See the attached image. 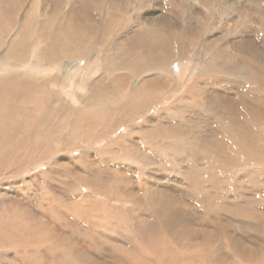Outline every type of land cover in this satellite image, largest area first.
Masks as SVG:
<instances>
[{"label":"bare ground","instance_id":"obj_1","mask_svg":"<svg viewBox=\"0 0 264 264\" xmlns=\"http://www.w3.org/2000/svg\"><path fill=\"white\" fill-rule=\"evenodd\" d=\"M0 1L3 8L0 9V27L4 25L3 29L7 30L10 37V41L4 40L6 42L0 43L1 46L7 45V51L4 50L0 53V63L3 62L5 65V68L0 70V185L3 184L6 178H12L10 184L16 185L15 187L24 186V183H27L25 177L27 173L31 169L33 170L37 164L44 165L43 163H45L49 165L48 169L40 170L30 176L29 180H34V182L41 180V184L48 183L45 184V189L51 188L53 190L51 193L44 194L39 201L37 200L42 205H39L41 208L36 212L34 208L28 207L24 202L25 197L22 194L13 189L14 192L9 191V188L7 189L2 185V188H0V264H108L100 259L101 256L99 257L94 251L92 252L93 248L87 246L86 241L83 244L81 242L72 244L73 239L78 238L77 241H79L81 237H90L99 242L105 237L108 241V237L104 236L102 231L118 236V241L124 240L129 244L127 252L117 251L118 257H115L116 262L114 264H264V191L260 197V205L263 209H259L260 212L262 211L261 213H255V209H250L249 212L243 214L235 209L240 217L244 216L240 218L242 221L237 223L232 221V217H230L231 221L228 219L226 225H221L218 222V216L213 217V222L209 220L212 215H218L220 211V207L214 205L211 214L209 212L204 213L210 216L205 224L203 222L200 225L201 228H193L190 224H186L187 222L191 223L190 221L193 220L188 217V213L191 211L186 213L185 210L179 211L178 208H173L170 202L173 201L174 203V200L182 199L181 197L184 196L183 191L179 193L180 191L160 188L158 185L151 184L152 189L144 187V190L140 189V194L131 185H128L129 183L121 180L119 174L122 173L123 169L127 171L129 169L127 165L122 166V163L116 162L118 159L115 157L117 152H115V149H118V147L115 148L114 143L119 146L124 145L122 147H125L124 149L127 151L131 149L132 151L141 152L137 154L146 157L144 161L147 159L149 162L148 158L154 156L142 149L141 151L140 147L130 142L133 137L131 134H129L131 138L128 142L127 138L130 137L128 135L127 138L125 137L127 140L124 141V138H121L122 140L118 142L113 139L114 136L113 141H108V145L103 144L104 148L102 147L101 150L95 148L98 138L96 139L93 133V123L99 121H95L96 116L94 117L93 113L106 115L105 119L108 118L107 123L112 121L109 116L113 117V114H115L113 117L115 126L119 125L120 127L121 124L130 126L131 133L134 131V123L129 119H123L126 115L131 116L132 119L140 114H142L141 116L145 114V125L148 126L142 124V128L149 134L158 132L157 134L162 133L164 135H174L175 137L184 135L186 131L191 130L186 128L184 124L186 122L173 117V114L170 115L166 112L161 115L152 111L154 110L155 98H165L169 93L163 95L164 89L159 90L160 86L172 83L174 78L177 80L176 76L174 77V74L169 71V68L174 58L180 59L184 56L182 55L183 51L176 50L182 44L180 42H182L183 34L184 36L185 34L188 35V38L193 36L200 38L201 33L196 37L198 31H194L192 28L188 29L186 33L177 26L173 18H171L172 21L169 18L167 19L166 16H162L156 20V17L152 16L153 14L149 15V18L145 21L152 20L148 23H151L152 27L153 25L160 27V34L156 35L152 28L148 32L136 33V36L141 35L140 38L148 46L154 47L159 44L160 51L158 52L162 55H153L145 48L146 46L137 49L133 46L135 44L134 34L131 38H127L130 43L127 50L118 49L121 52L114 54L116 59L112 62H108V55H104V71L97 76L98 73H94V70L91 69L90 72H87L85 65L81 64L84 59L90 61L93 57V42L95 39L99 38L102 41H107L108 34L115 32L114 24L116 21L111 19L114 17L113 15L108 14L109 11L114 9L108 11L109 7L104 8L106 14H102L103 11L101 12L100 9L106 0L78 1L75 7H71V9L65 8L61 0H46L44 12L40 9L43 13H40L41 11L39 12L38 9L35 10L37 5L31 7L28 0H21V2H19L20 0ZM113 4L115 5V3ZM120 17L122 19V16ZM15 28L17 30L12 36L11 31ZM29 28L35 29L33 34H36L41 39L40 41H44V44L34 46V43L32 44L28 40ZM215 29H218V26ZM261 30L263 32L261 36L244 38L241 49L239 47L234 48L230 44H222L224 37L220 33L212 36L208 41L205 40L207 46L204 51L197 53L200 57L202 56L203 61L210 60L209 58L213 57H215L213 61H216L224 53L230 56H228V60L225 59V62L215 65L216 67L204 68L190 92L197 93L196 97L204 98V104L200 102L201 99L199 101L203 106L209 107L211 105L210 101H213L218 102L217 107L221 108L219 129L216 128L217 131L211 132L210 135L215 140L222 159L220 167L224 169L223 175H228V167L242 170L245 167H251L253 164L254 168L260 170L258 176L260 178L257 183L260 181L264 185V28L261 27ZM249 43H253L254 47L251 48ZM237 44L239 45V43ZM173 49L177 51L174 58ZM249 49H252V51ZM106 51H108V46L103 52ZM165 52H169L171 56L164 57ZM184 54L187 53L184 52ZM205 64L207 63L205 62ZM221 64L226 66L225 69L233 67L235 71L244 73L245 77L243 78L246 81L243 84L241 83V86L244 87L245 91L241 94L238 92L236 94L238 96L235 95L234 97L233 94L227 92H207V86L215 82L212 81V77L209 80L210 76L207 75V71L213 72L211 69L218 70L217 68ZM225 69L222 73H230ZM151 72L156 73L151 75ZM108 75H112V77H108ZM160 75L166 78L167 81H163ZM225 81L240 85V81L238 83L231 79ZM58 83L63 85V90L59 92L52 87ZM178 87L174 86L171 90L178 91ZM257 87H259L258 90ZM124 97L128 99L126 104L121 102L125 99ZM192 97L195 98V96ZM233 105L236 108H234V114L231 115ZM54 106L55 108H53ZM184 109H186V106L183 104V99H179L173 103L171 110L182 114L185 111ZM210 111L213 112V110ZM120 113L123 114L122 119L117 118ZM47 115H52V117ZM178 117L180 118V116ZM31 118H33V121H31ZM42 125L44 128H42ZM192 129L195 128L192 127ZM34 130L35 133H32ZM107 130H110V126ZM106 135H109V132L100 133V141L108 140ZM83 137L86 141H80L77 144L78 146L75 145V141L77 142ZM62 143V151L65 149H69V151L77 148L81 149L79 160H75L79 163L87 162L90 167L93 162L92 157L106 162L111 160L113 164L112 167L110 166L109 177L112 181L108 178V174L107 178L105 177L106 180L104 176V179L93 177L90 171L88 173L84 171V175H82L77 165L71 162L73 161L71 156L69 158L68 155H61L59 145ZM106 152L111 155V158L107 157L108 160H106ZM81 169L83 168L81 167ZM212 170L211 177H214L215 167ZM145 171L147 170L145 169ZM197 172L196 176L200 182L203 177H206V173L200 174ZM249 175L251 176V174ZM178 177L180 178V176ZM224 178H226L225 175ZM145 180H141V182H145ZM185 181L187 180L185 179ZM54 183L55 186L53 187L52 184ZM203 183L204 185L208 184L205 180L200 182V184ZM169 184L167 183L168 186ZM260 185L262 186V184ZM193 186L190 190L194 189ZM47 189L44 192L48 191ZM20 190H22L21 187ZM102 197H107L109 203L104 202L101 199ZM214 199L216 198L214 197ZM128 203H132L133 207L127 208ZM138 204L140 206L146 205L145 210L152 212L153 218L156 216L162 218L160 220L161 225L159 222H157L159 225H155L154 220H152L153 223L146 221L143 223V218L141 219L143 214L140 216L137 213L142 211L138 208ZM126 210L132 215L128 217L125 214ZM178 211L179 214H177ZM229 212H232V209ZM232 216L234 217V215ZM76 217L82 218L80 220L84 224L81 222V227L80 220L78 223L75 220ZM187 217L188 219H186ZM87 219H90V222ZM96 228L99 231H95ZM236 228L240 229L241 233L234 232ZM229 229L234 230L233 233H228ZM250 232L255 236L250 235ZM254 239L256 241L252 242ZM103 240L105 239L103 238ZM109 241H116V238L109 237ZM90 243L88 242V244ZM11 248H14L15 252H10ZM13 252L14 254H11Z\"/></svg>","mask_w":264,"mask_h":264},{"label":"rangeland","instance_id":"obj_2","mask_svg":"<svg viewBox=\"0 0 264 264\" xmlns=\"http://www.w3.org/2000/svg\"><path fill=\"white\" fill-rule=\"evenodd\" d=\"M45 1L46 0H28V4L31 7H34V5H37V8L35 10L38 9V11L40 12L41 11L40 9H42V11L44 12ZM61 1H62L61 3L65 6V8H69V9H71V7H75V5L78 1L90 2L89 0H61ZM133 1H134V3H133ZM19 2H21V0ZM113 3H115V5ZM112 5L114 8L112 7ZM103 6H105V7H103ZM14 7H15V5H14ZM106 7H109L108 11L114 9L113 10L114 12L109 11L108 14L110 13L111 15H113L114 17L111 19H114L116 21L114 24L115 25V28H114L115 34L113 32L109 33L107 41H102L99 38H98L99 40L95 39L93 42V49H94L93 57H91L90 61H86L84 59L82 64H81V65H85V69L87 72L94 70L93 71L94 73H98L97 76L104 71V58H105V56L108 55V62L109 61L112 62L114 59H116L114 54H119L120 50H118V49H124L126 51L128 44H130L128 42V39L131 38V36H133L134 34H135V36L133 38L135 39V44L133 46H135L137 49L140 48L141 46H146L145 48H147V50H149V52L152 53L153 55H162V53L158 52V51H160L159 44L158 45L156 44L154 47L148 46L147 43H145V41L140 38L141 35L136 36V33L141 34L142 32H148L152 28L154 29L153 32L156 35L160 34V32H159L160 27L158 28V26H156V25H153V27H152L151 23L150 24L148 23V22H151L152 20L151 21L150 20L145 21L147 18H149V15L153 14L152 16L156 17V20L158 17H162V16H166L167 19L169 18L170 20H172L171 18H173V20L177 24V26L179 28H181L182 30H184L186 33H187L188 29H192V28L194 31H198V35L196 37H198L201 33V37H200L201 40H200V38H195L194 36L192 38L191 37L188 38V35L185 34V36H184V34H183V36H182L183 38L181 40L182 42H180L182 44H180L176 50L178 51L180 49V51H183L182 55H184V56L180 59H177V57L174 58L175 54H176L175 52H177V51L173 49L172 54H173L174 60L172 61V64L169 68V71H171L174 74V77L176 76L177 80H175V78H174V80H173L174 82L172 81V83H167L166 85L163 84L162 86H160L159 90L164 89L162 92L163 95H167V93L168 92L169 93L167 96H165V98H161V99H159V97L155 98L154 110L152 111L153 113L155 112V114H161V115L163 113H166V112L169 113L170 115L173 114L174 115L173 117H177L178 119L182 120L183 122H186L184 124H185L187 129H191L193 131L189 130L188 131L189 133L186 131L184 135H177L175 137H174V135H167V134L164 135L162 133L157 134L158 132L150 133L151 134L150 135L149 133H146L145 130L142 128V124H143V126H148V125H145V122H146L145 114H143V116H141L142 114H140L136 117H133L132 118L133 120H132L131 116L128 117L126 115L123 118V114L120 113L117 118L120 117L119 119H122V118L123 119H129L131 122L134 123V131H133V133H131L132 131H131L130 126H126L123 124H121L120 127H119V125L115 126L116 124L113 123V121H114L113 117L115 114H113V117L109 116V118L112 121H109L110 123L109 122L107 123L108 118L105 119L106 115L93 113L94 117L96 116L95 121H99V122H96L97 124L95 122L93 123V131H94L93 133L95 135V138L99 139L100 133L105 134V133L109 132V135H106V136H108V140L102 139L103 141H100L101 139H99V140L97 139V141L95 143V148H99V150H101L102 147L104 148L103 144L108 145V141H111V140L113 141V139L114 140L116 139L115 141L118 142L124 138V141L128 139L127 140V142H128L129 139L131 138V136L129 134H131L133 137L130 139V142H132V143H134V145L140 147V150L142 149L146 153L148 152V154L150 153V154H153L154 156L150 159L148 158L149 162L147 161V159H145V161H144V158H146V157H143L141 155L139 156L137 154V153H141V152L132 151L131 149H128L129 151H127L124 149L125 147H122L124 145L119 146V145H116L114 143L115 148L118 147V149H120V150H118L117 148L115 149V152L117 151L115 154V157L118 160L117 159H113V160H115V161L117 160L116 162L122 163V166L127 165L128 169H129L128 171L126 169H123V171L125 170L124 171L125 173L122 171V173L119 174L120 178H122L121 180H124V181H126V183H129L128 185H131L132 188L134 190L136 189V191L139 192L140 194H141L140 189L144 190V187L149 189L152 187L151 184L158 185V187H160V188H167V189L169 188V189H173L176 191H180L179 193H181V191H183L184 196L181 197L183 200L177 199V200H174V203H173V201H170V202L172 203L173 208L176 207L179 209V211L185 210V213L187 211L188 212L191 211L190 213H188L189 215L188 214L187 215H188V217H191L193 220L190 221L191 223L187 222L186 224H190V226H192L193 228L198 229V228H201L200 225L203 224V222L205 224V222L208 220V218L210 216L208 214L206 215L204 213L209 212V214H211L212 213L211 211L213 210L212 207H215L214 205L220 207L219 208L220 211H219L218 215L217 214L212 215V217H210L209 220H210V222H213V220H214L213 217L218 216L217 217L219 219L218 222L221 225L222 224L226 225L228 223V221L230 220V217H232L231 218L232 221H236L237 223H239V221H242V220H240V218H242L244 216L242 215V217H240V214H237L235 209H238L243 214L244 213L246 214L247 212H249L248 210H250V209L251 210L255 209L254 210L255 213H261L262 211L260 212V210H263V209L261 208V205H260V200H261L260 197L262 196V192L264 191V185H263V183H260V181L257 183V181L260 178V177H258L260 170L254 168L253 164L251 165V167H248V168L245 167L242 170H238L237 168H233V167H228V175L224 174L226 176V178H224V175H223L224 169H222V167H220V165L222 163V159H221L220 153L218 152L217 144H216L215 140L212 139V136L210 135L211 132H216L217 129H219L218 124L220 123V118H221V115H220L221 108L217 107V104H219L218 102L215 103L213 101H210L211 107L210 106L207 107L205 105L203 106V104L205 103L204 98H201L199 96L196 97L198 94L197 93L193 94L192 92H190V90L194 86L193 84L196 82V80L198 78H200V74L204 68L208 67L207 69H209V67H211V66L218 65V63H221V62L223 63L226 60H228L229 59L228 56H230L229 54L226 55L224 53V55L220 58L218 57L216 61H213V60H215V59H213L215 57L209 58L210 60H204L203 61L202 56L200 57V55H198L197 53H202L204 51L205 47L207 46L205 40L208 41L212 36H216L218 33H220L221 36L224 37L222 44H224V45L230 44V45L234 46V48L239 47V49H241V44L243 43L242 40L244 38L248 39V38H251L253 36H261V34L263 33L261 30V27L264 28V0H106V2L104 4H102L101 8H100L101 12L103 11L102 14H106L105 10H103L104 8L106 9ZM0 9L1 10L3 9L1 5H0ZM42 11L40 13H43ZM120 16H122L123 20L121 19ZM175 18H176V21H175ZM201 19H202V21H201ZM108 22H109V16H108ZM204 22H205V24H204ZM198 23H200V24H198ZM178 24H181V25H178ZM198 25H200V26H198ZM217 26H218V29H215ZM3 27H4V25L0 27V32H1L0 43L10 41L9 34H8L7 30L5 31L3 29ZM205 27H207V28H205ZM161 29H163V27H161ZM16 30L17 29L15 28L11 31L12 36L15 34ZM34 31H35V29H33V28L28 29V34H27L29 36L28 40L32 44L34 43V46H40V45L44 44V41H40L41 39H39L36 34H33ZM185 32H183V33H185ZM197 39H199V41H201V42L197 41ZM4 40H6V41H4ZM195 40H196V42H195ZM237 43H239V45ZM194 44H196V45H194ZM208 45H209V43H208ZM249 45H251L250 46L251 48L254 47L253 43L252 44L249 43ZM107 46H108V51L103 52L104 49L107 48ZM6 49H7V45H4V46L0 45V53L3 52L4 50L6 52L7 51ZM115 49H117V50H115ZM184 49H185V51H184ZM250 51H252V49ZM184 52L187 54H184ZM233 53H235V52H233ZM188 54H190V55L188 56ZM96 55H97V57H96ZM167 56L170 57L171 54L169 52H165L164 57L167 58ZM173 58H171V59H173ZM205 62L207 64H205ZM209 64H211V65H209ZM221 65H219L218 66L219 68H217L219 71L214 70V69H211V70H213V72L207 71V75L210 76L209 80H211L213 78L212 81H215L214 83L207 86V92H209V91H211L209 93H217L218 91L223 92V93L227 92V93L233 94V96L235 97V95L238 94V92H240V94H241L243 91H245L244 87L241 86L244 83V81H246V79L243 78V77H245V75H243L244 73L242 71H239V72L237 70L235 71V69H233V67H231L230 69H228V68L225 69L226 66L223 64H221ZM4 68H5V65L3 64V62L0 63V70H2ZM224 69H225V71H228L230 73H228V74L222 73V72H224L223 71ZM113 73H114V71H113ZM151 73H152L151 75H153V73L155 74L156 72H151ZM213 74H215V75H213ZM217 74H218V76H217ZM108 77H112V75H108ZM215 77L216 78L218 77L219 79L218 78L216 79ZM225 77H227L226 79H228V80L231 79L232 81H236V83H238L240 81V85L233 84L231 82H229V83L226 82ZM161 79L163 81H167V79L162 77V76H161ZM177 84L179 85V87ZM133 85H135V83H133ZM164 85H165V87H164ZM174 86L178 87L179 90L178 91H172L171 89ZM52 87H54L53 89L58 91V92L63 90L62 89L63 85L61 83H58L57 85L54 84ZM212 87L213 88L215 87L214 90H212L213 89ZM227 87H229V88H227ZM258 88L259 87H257L256 89L258 90ZM64 89H66V88H64ZM150 90H151V88H150ZM226 90H228V91H226ZM192 96H195V98ZM236 96H238V95H236ZM191 97H192V99H191ZM124 98L125 99L122 98L123 100L121 99L122 100L121 102L126 104L128 99L126 97H124ZM157 99H158V101H157ZM179 99H183V104H185L186 109H187V110L184 109L185 111L182 114L178 113L177 111L175 112V111L171 110L173 103H175ZM200 99H201V101H200ZM199 101L202 102L203 104H201ZM77 104L79 105V102ZM53 108H55V106ZM188 108H190V109H188ZM234 108H236V107L233 105L231 115L234 114V112H235ZM206 109H208V110H206ZM216 109H218V110H216ZM210 110H213V112ZM190 111L191 112L193 111V112L189 113ZM47 116H50V115H47ZM178 116H180V118ZM50 117H52V115ZM185 117H188V118H185ZM208 117L211 119H209ZM162 118H164V117H162ZM181 118H183V119H181ZM104 119H105V121L103 122ZM31 121H33V118H31ZM133 123H132V125H133ZM146 124H148V123H146ZM95 125H97V126H95ZM232 125H234V124L232 123ZM109 126H110V130L108 131L107 129ZM137 126H139V127H137ZM140 127L142 130L140 129ZM192 127L195 129H192ZM42 128H44V126ZM138 131H139V133H138ZM140 131H141V133H140ZM110 132H112V133H110ZM134 132H137V133H134ZM32 133H35V130L32 131ZM142 133L145 135H143ZM207 133L209 135H204ZM127 135L130 137H128ZM214 136H216V135H214ZM84 137L82 139H80L79 141L77 140V142L75 141V145H77L78 142H80V141H82V142L86 141L84 139ZM125 137L126 138L128 137V138L125 139ZM137 137H139V138H137ZM209 137H211V138H209ZM212 140H214V141H212ZM137 143H138V145H137ZM54 145L57 146L56 143H54ZM59 146H60L59 151H60L61 155L62 156L68 155L67 157H69V158L71 156V160H73L71 162L74 165H77L78 169L82 172V175H84V171L87 173L90 171V173L93 175V177H97V178L101 179V177L103 178V176H104V178L105 177L107 178V174H108V178L110 179L109 174H110V170H111V167L113 164V162L111 160H109V162H106V161L97 160L96 157H92L93 162H92V165L90 167L87 162L86 163L85 162L79 163V161H76L81 155V152H80L81 149L77 148V149L72 150V151H69V149L68 150L65 149L64 151H62L63 150V143ZM105 155H106V158L108 156H109V158H111L110 157L111 155H108V152H106ZM146 156H148V155H146ZM153 158H155L156 160ZM74 160L76 161V164H75ZM106 160H108V158ZM163 162H165V163H163ZM64 163H66V162H64ZM43 164L44 165L37 164L36 166H34L33 170L31 169L27 173V175L25 176L27 178V180H26L27 183H24V186H22V185L20 186L22 190H20V187H15L16 185L10 184V181H11L10 179H12V178H10V179L6 178V180H4L3 184H2L5 186V188H7V189L9 188L8 189L9 191H12V192L17 191L19 194H22L23 197H25L24 202L28 205V207H30L32 209L34 208L36 212H38L40 210L39 208H41L40 206L42 205L38 201L44 196V194H48V193H51V191H53V190H51V188L50 189L46 188L48 191L44 192V190H46L45 184H48V183L41 184V180L37 181V182L35 181L36 183L34 182V180H31V181L29 180L30 176H33L34 174L38 173L40 170H42L44 168L48 169L49 165H47L45 163H43ZM147 164H149V165H147ZM81 167L83 169H81ZM92 167H93V169H92ZM214 167H215V174H214L215 176L211 177L213 174L212 168H214ZM207 168H209V169L206 170ZM64 169L66 170V168H64ZM145 169L147 171H145ZM104 171H105V173H104ZM196 171H198L197 173H200V174H202L203 172L206 173V177H203L202 180H205L206 183L208 182L207 185L206 184L204 185V183L200 184V182L202 180L199 182V178L196 176ZM244 171H246V172H244ZM98 173H99V175H98ZM173 173H174V175H173ZM167 174H169V175H167ZM249 174H251V176ZM178 176H180V178ZM254 177H256V178H254ZM106 178H105V180H106ZM171 178H174V179H171ZM176 178L178 179V181ZM144 179H146L145 182H143V181L141 182V180H144ZM170 179H171V181H169ZM185 179L187 181H185ZM211 179H213V180L211 181ZM110 181H112V180L110 179ZM142 183H144L145 185ZM167 183L168 184L170 183L171 185L169 184V186H168ZM39 184H41V185H39ZM260 184H262V186ZM2 185H0V188H2ZM26 185H27V187H26ZM188 185H191V186H188ZM29 186H30V188L33 187L34 189L33 188L30 189ZM34 186L36 187L37 190L35 189ZM52 186L54 187L55 183L52 184ZM192 186L194 189L190 190V188ZM206 186H208V187H206ZM210 186H211V188H210ZM248 187H250V188H248ZM55 188L57 191H59L57 187H55ZM196 190H197V192H196ZM188 191H191V192H188ZM26 193H27V195H25ZM209 193H210V195H209ZM213 193H214V195H213ZM50 195L52 196V194H50ZM210 196H212V197H210ZM213 196L216 199H214ZM31 198H33V199H31ZM103 198L104 197H102L101 199L104 200V202L107 201L109 203V200L107 199V197L104 199ZM150 199H151V196H150ZM201 200H202V202H200ZM255 200H256V202H259L258 203L259 205L255 202ZM235 202H237V203H235ZM225 204H227V205H225ZM142 206H140V204H138V208L142 211L137 212L138 215H140V216H142L141 214H143V216L141 217V219L143 218L142 222L145 223V221H146V222L151 223L152 220H154L153 222L155 225H159V224L161 225L162 222L160 220H162V218H160V217L158 218V216H156L157 219H156V217L153 218L152 217L153 213L149 212L148 210H145L146 205H142ZM238 206H240L241 208H239ZM128 207H133V204L128 203L127 208ZM231 209H232V212H229V211H231ZM140 210H138V211H140ZM152 211H153V209H152ZM179 211L177 214H179ZM200 211H201V213H200ZM146 213H147V215H146ZM125 214L128 217H129V215H132V213H130L129 211L127 212V210L125 211ZM193 214H195L196 216ZM232 215H234V217ZM236 215H238V216H236ZM146 216H147V218H146ZM188 217L186 219H188ZM113 218H115V217H113ZM80 219H82V218H79V217L75 218V220L78 221V223H79ZM110 219H112V218H110ZM87 220H89V222H90V219H87ZM81 222H82V220H80V227H81ZM157 222H159V224ZM82 224H84V222H82ZM88 225H91V224H88ZM97 230L99 231L98 228L95 229V231H97ZM229 230H228V233H230V234L233 233V231H234L232 229L230 231ZM234 232L241 233V230L236 228V230ZM252 232H255V231H252ZM252 232H250V235L257 234L256 232L254 234ZM244 233H245V231H244ZM102 234L104 236L108 237L107 238L108 241H106L105 237H103L105 240H103V238H102L101 242L95 241L94 239H92L90 237H81L82 239L79 238V241H77L78 238H76L75 236H72L73 238H76V239L72 240V244L74 242L75 243L81 242L83 244L86 241L87 246H89L90 248H93L92 252L94 251V253H96L99 257L101 256L100 259L102 261L107 262L108 264H114V262H116L115 257L116 258L118 257L117 251H120L121 253L127 252V249L129 248V244L122 239H121L122 241H118V238H119L118 236L116 237L113 234L112 235L109 234L108 232L102 231ZM109 237H112V239L116 238V241H109ZM255 241L256 240L254 239V241H252V242H255ZM88 242H91V243L88 244ZM112 243H114V244H112ZM116 243H118V244H116ZM194 243H196V242H194ZM105 244H106V246H105ZM112 245H113V247H112ZM109 246H111L112 248ZM111 250H113V251H111ZM11 251L15 252V249L11 248L10 252ZM14 252L11 254H14ZM101 253H103L104 256L101 255ZM105 254H106V256H105ZM9 259H11V258L9 257ZM7 261H9V260L7 259Z\"/></svg>","mask_w":264,"mask_h":264}]
</instances>
